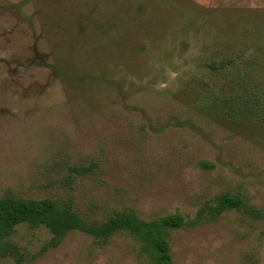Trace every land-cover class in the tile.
I'll return each mask as SVG.
<instances>
[{"label":"rangeland","instance_id":"374dc122","mask_svg":"<svg viewBox=\"0 0 264 264\" xmlns=\"http://www.w3.org/2000/svg\"><path fill=\"white\" fill-rule=\"evenodd\" d=\"M223 194L246 208L213 217ZM6 197L180 215L173 264H264V0H0ZM51 239L11 237L21 264H152L127 232Z\"/></svg>","mask_w":264,"mask_h":264},{"label":"trees","instance_id":"16d2710c","mask_svg":"<svg viewBox=\"0 0 264 264\" xmlns=\"http://www.w3.org/2000/svg\"><path fill=\"white\" fill-rule=\"evenodd\" d=\"M246 208L239 197L223 194L216 199L213 217L230 209ZM180 215L167 216L150 222L134 214L118 213L105 223L88 222L72 208L54 199L25 200L13 197L0 199V259L14 257L22 263L19 248L11 237L19 226L43 227L52 235L51 247L58 246L71 231H81L98 239H108L116 232H127L143 242L150 252L152 264H173L167 230L179 228Z\"/></svg>","mask_w":264,"mask_h":264}]
</instances>
